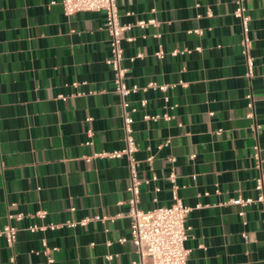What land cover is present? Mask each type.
<instances>
[{"label":"crops","instance_id":"0c3cea01","mask_svg":"<svg viewBox=\"0 0 264 264\" xmlns=\"http://www.w3.org/2000/svg\"><path fill=\"white\" fill-rule=\"evenodd\" d=\"M243 4L250 75L235 0H117L120 20L133 23L126 31L133 38L121 42L125 81L140 87L127 97L137 106L131 114L138 176L149 178L140 184L138 206L169 204L177 185L191 207L184 220L187 264H264L263 204L229 201L254 196L264 172V0ZM149 17L156 22L134 23ZM104 20L103 10L66 14L60 0H0V226L18 227L12 245L0 235V264L138 258L126 214L127 156L97 154L125 146L120 95L105 63ZM174 48L190 50L172 54ZM149 81L168 87L143 89ZM247 92L253 118L246 115ZM144 112L161 116L144 119ZM33 223L57 225L32 230Z\"/></svg>","mask_w":264,"mask_h":264},{"label":"built area","instance_id":"2783aa9c","mask_svg":"<svg viewBox=\"0 0 264 264\" xmlns=\"http://www.w3.org/2000/svg\"><path fill=\"white\" fill-rule=\"evenodd\" d=\"M64 13L70 14L77 10H103L105 14L104 27L108 34V42L110 53L105 58L107 63L113 70V83L114 88L120 95V103L122 107V127L124 129L125 146L122 149H116L110 152H102L97 154H108L111 156H120L126 154L128 160L129 169V183L126 189L130 195L127 199L128 209L126 214L130 217V239L135 245L138 253V258L134 260V264H187V255L189 249L185 247L184 241L189 235V226L185 224V216L190 210V206L185 204L178 196L176 188L177 185H172V201L169 204L157 205L153 208L142 209L138 206L139 202V187L142 182L147 183L149 178H140L137 172L138 160L133 156V151L136 149L135 139L133 136V117L132 112L137 110L136 105H131L128 100V95L136 91L139 87L138 84H127L125 81V73L127 67L123 65V47L122 40H131L133 37L126 34V31L133 25L132 22H122L118 12L117 0H60ZM233 15L239 19L241 25V53L243 54L247 64V75L251 74L252 69V56L250 54L251 40L248 35L249 25L248 21L250 15L246 12V8L243 4V0H235V7L233 9ZM154 17L138 18L134 22L140 27H144L147 23H155ZM193 31L201 32V29L195 28ZM196 49H200V46H196ZM190 49H172L171 53L176 54L179 51H189ZM155 54L159 57L163 56L164 50L159 45ZM141 55V53H139ZM76 83V82H75ZM157 87L164 91L167 89V83H158L156 81H149L146 87ZM246 105L248 111L247 116L253 118V101L250 92L246 93ZM167 98V96H164ZM147 103V98L142 97L139 99L140 106L144 107ZM161 115L154 113L144 112L142 117L144 119L156 120ZM164 118H169L170 115L165 112L162 114ZM258 124L253 123L252 128L256 129ZM91 133V130L89 129ZM253 158L255 165L260 167V154L258 145H253ZM151 155L146 157L147 160L151 159ZM174 157L170 156L169 160H173ZM175 172L172 168L168 174V177L174 181ZM155 178V175L152 176ZM158 189V187H156ZM254 189L256 194L254 196L243 197L238 195L229 199L233 203H239L246 205L252 201H258L264 206V172H260L255 178ZM199 205V203L197 204ZM73 208V207H72ZM44 209L37 211V215L43 217L45 214ZM240 214L243 213L241 209ZM16 218L21 217V212L15 215ZM90 216L80 219L78 222L85 223ZM93 218H100L99 215H94ZM264 220V219H263ZM77 221L68 219L65 221L68 225H74ZM57 224L50 223L49 225L33 223L29 225L32 230L44 229L49 226L55 227ZM18 227L11 223H5L0 226V235L5 237V241L8 245H12L17 236ZM244 238L247 237L245 232H242ZM125 237H121L120 241H124ZM44 242V241H43ZM110 256V255H109ZM13 259V256L10 257ZM51 259V258H49Z\"/></svg>","mask_w":264,"mask_h":264}]
</instances>
